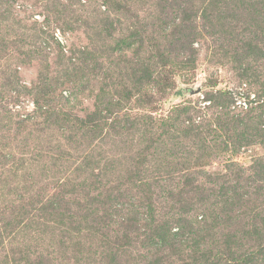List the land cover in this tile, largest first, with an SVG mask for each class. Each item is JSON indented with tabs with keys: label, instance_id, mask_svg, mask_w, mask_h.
<instances>
[{
	"label": "trees",
	"instance_id": "1",
	"mask_svg": "<svg viewBox=\"0 0 264 264\" xmlns=\"http://www.w3.org/2000/svg\"><path fill=\"white\" fill-rule=\"evenodd\" d=\"M145 1L150 3L154 0ZM171 1L174 0H155L156 4H152L155 8L153 12L160 13L151 22H147L146 14L142 17L139 13L134 15L135 18L127 25V31L115 43L119 51L110 54L113 55V60L116 58L117 65H121L122 61L126 62L125 66L116 68L118 70L112 84L115 92L102 94V98H99V94H95L94 90L95 82H98L97 72L93 73L89 67L90 61H95L96 66L97 48L94 44L82 48L71 45L66 51L61 41L54 40L52 49L47 50L41 44L32 45L29 49L31 58L41 65L43 71L38 73L37 82L30 88L35 89L32 96L34 120L31 117L28 119L18 116V122L14 126L11 120H6V128L0 133V144L4 143L6 147L5 151L0 147V187L6 191L3 195H8L11 190L17 192L18 185H29L33 188V193L29 198L17 194V204L12 203V207H6L3 200L0 202V253L3 251L2 242L5 238H9L10 242L9 255L3 254L1 257L0 254V264H53L56 258L52 256V250L41 248L45 241L51 240L48 239L50 236H58V245L61 248H68L70 244V258L73 257L74 263L81 259L83 264H264V198L262 202L251 206L250 197L254 196L259 201L264 195V159H255L249 167L251 177L246 179L244 184H240V180L244 179L245 171L233 172V178L227 173L223 174V180H218L217 183L211 181L207 171L202 170L203 175L210 177L211 193H218L221 197L219 212L212 211L210 207H202L207 203L209 195H218L208 194L202 183L196 182L197 172L196 176L187 174V169L182 168L178 170L186 171H181V174L174 172L175 169L171 168L169 162L174 156L173 153L160 157L161 162L158 160L151 169H144L148 156H154L150 149L159 145L165 135L172 141L181 136L194 139L193 144H203L209 142V136L215 141L219 131L228 132L229 134H224L225 137L218 146L221 151H238L254 143L252 134L244 135V131L238 128L246 119H253L251 115L245 118V114H250L255 108L251 106V100L241 95L235 96V106L231 108L228 92H223V95L227 96L223 98L217 95L218 90L213 95L206 93L203 100H209V104L204 105V108L216 109L210 125L204 123L206 120L201 117L195 119L201 115L200 107L182 106L180 113L187 115L180 120L179 126H182V129L178 133L175 130L177 126L170 124V120L151 121L156 129L150 124L146 126V144L137 151L135 158L127 161V166L117 170L114 163L116 160L112 163L107 161L106 156L105 161L103 160L104 148L101 146L110 145V142H107L110 136L135 129L132 124L135 116L124 112V105L138 101L149 106V92L142 90V96L139 98L135 96V92L160 82V77H163L164 83V77L167 78L166 73L170 70H165L163 76L159 75V70L167 67L170 69V61L174 60L171 62L173 64L195 61L196 48L192 44L198 35L196 19L201 20V23L204 21V25L212 30L209 32L208 28L203 29L210 33L211 37L217 35L214 30L219 32L218 23L221 16L215 9L225 3L223 0H200L203 6H194L195 11L192 7L195 4L186 0L185 3L189 7L176 10L174 17L169 16L171 14L163 9L169 7ZM14 2L15 0H0V7L4 5L5 11L10 12ZM103 2L114 4L116 10L130 13V10L134 9L132 2L135 0ZM59 3V0H49L45 5L48 10L50 8L54 11L55 5ZM249 3V9L254 15L252 18H258L259 22L264 23V0L256 2L260 5L259 11ZM245 4L244 1L238 6L244 7ZM179 6L180 4L178 8ZM251 6L253 7L250 8ZM173 13L175 12H172V15ZM93 23L95 24V18ZM112 24L113 21H110L107 28L101 26L102 30L97 34L101 33L104 40L110 39L113 35L110 28ZM70 27L71 24L67 22L63 33L68 28L71 29ZM234 29L230 27L229 32ZM256 32H259V26L249 32L245 50H249L250 41L257 39ZM260 35L261 31L258 36ZM243 38L239 37L237 41ZM104 46L101 44L103 49ZM142 47L148 54L146 62L139 57ZM252 49L262 53L260 47L250 50ZM218 50L222 51V54L228 53L225 44L219 46ZM12 51L10 45L0 38V62H7L3 68L0 63L2 86L17 90L14 88L18 82V71L14 67L15 57L9 53ZM127 52H131L130 57H127ZM58 68L63 69V74H67L65 78L53 76L62 72L57 70ZM9 70H13V73ZM65 90L67 94L64 93ZM5 91L9 93V90ZM88 97L89 100L93 99V108H89L91 110L86 111L84 115L73 113L79 104H83L84 98ZM95 100L96 103H104V108H95ZM259 107L264 109V101ZM231 110H238L243 114H233ZM4 111L9 109L0 104V112ZM192 112L194 114L189 115ZM43 118L46 123L41 124ZM213 121L218 127L210 128ZM9 126H12V131ZM261 126L254 129V135L264 143V127ZM236 129L239 130L237 133ZM35 131L41 134L54 132L55 144L49 143L50 148L43 152L38 151L37 146H31L28 139ZM6 134L12 135L8 138ZM231 134H235V137L232 138ZM21 135L26 140H20ZM17 137L19 138L16 139ZM1 139L4 142L1 143ZM84 141L88 145L94 144L95 147L90 146L91 150L82 167L71 168L68 158L62 154L50 158V167L44 165L56 143L71 145ZM111 141V145L114 144L115 140ZM175 142L172 145L174 147ZM66 163L68 170H61ZM7 171L18 179H6ZM40 173L43 175L41 181ZM218 177L220 179L219 175ZM50 178L54 179L51 181ZM207 181L208 179L205 180ZM178 184L180 185L177 186ZM244 186L248 187L247 190H243ZM200 201L203 202L202 206ZM163 206L170 211L167 218H163L161 213ZM90 235H93L94 239L99 238L92 239L87 247H78V239ZM140 250L143 251L141 254ZM88 257L92 260L87 261ZM65 259L67 261L68 258Z\"/></svg>",
	"mask_w": 264,
	"mask_h": 264
},
{
	"label": "rangeland",
	"instance_id": "2",
	"mask_svg": "<svg viewBox=\"0 0 264 264\" xmlns=\"http://www.w3.org/2000/svg\"><path fill=\"white\" fill-rule=\"evenodd\" d=\"M46 1L48 2L49 0H15V2L11 4L12 7L10 12L5 11L4 8L6 7L4 5L0 7V38L5 44L10 45L11 50H13L9 53L15 57L14 67L18 71L16 75L18 82L17 84L14 83L16 85L14 89L17 90L7 89L2 86V75L0 74V104H3L5 108L9 109V111H4L5 114L0 112V133L6 128V120H11L13 126L18 122V116L23 118L28 117V119L31 117V119L34 120L35 109L32 104V101L34 100L32 96L35 89L33 88L30 90V88L37 82L38 73H43V71L41 65L38 64L36 60L32 59L29 54V49L32 45L41 44V46L46 47V49L49 50L53 48L54 40L61 41V45L64 46L67 51L71 45L76 48H82L94 44L95 48H97L96 66L95 61L94 63L90 61L89 67L92 68L93 73L97 72L96 77L98 82H95L94 90L95 94H99V98H102V94L115 92V90L112 89V84L116 78V72L118 70L116 68L120 66L123 67L126 63L122 61L121 65L120 63L117 65L116 58L113 60V55H110L111 53L116 54V52L119 51L115 46L117 39L122 37L127 31V25L135 18L134 15L136 16L137 13H139L141 17L146 14V16H148L147 22H149V20L151 22L153 18L160 13V11L159 13L157 11L153 12L155 8L152 7V4H156L155 0L150 1V3H147L145 0H135V2H132L134 9L132 8L130 13L121 11V9L116 10L117 8L114 4L104 3L103 0H59L60 3L55 5L56 8L54 11H51L50 8L48 10L46 7ZM185 1L186 0L171 1L169 7H163V9H166V13L171 14H168L169 16L174 17L176 10L183 9V7H189ZM223 1L225 3L222 5L220 4L218 6L220 7L219 9H215L221 16V19L219 20L220 22L218 23L219 32H215L213 29L214 33L217 34L215 37H211L210 33L203 30L208 28L209 32H212L207 25H204L206 24L204 21L201 23V20L198 18L196 19L198 20L196 28L198 35L192 44L193 47L196 48V54L194 55L195 61L188 64H173L171 62L174 60L170 61L168 65L170 69H167V67L160 68L159 70L160 76L165 74V70H170V72L166 73L167 78L164 77V83L162 81L163 77H160V82L150 84L139 92H135V96L139 98L142 96L140 93L142 90H145V92L148 91L150 95L148 97L149 106H146V104L142 105V103H139L138 101V104L137 102L135 104L132 102L133 105H124L126 106L123 109L124 112H130V116H135V118L132 119V124L135 126V129H131L128 133L113 134L109 137V141H107L110 142V145L101 146L104 148L102 153L103 160L105 159V156L107 161H112V163L116 160L114 163L117 170L123 169L124 165L127 166L128 162L136 157L137 151L146 144V126L150 124L156 129L151 121L161 122L162 120H170L172 121L170 124H175L177 126L175 130L176 133H178V131L182 129V126H179L180 120L187 115L186 113H183L184 115L181 114L179 109L182 106L200 107L201 115L196 116L195 119L198 120L201 117L206 120L204 123L210 125L212 123L211 119L213 112L216 109L211 107V105V108H204V105L209 104V100H203V98L206 93L213 95L217 90L218 94H216L222 98L227 97L223 95V92H228V96H230L232 103L230 104L231 108L235 106L233 101L235 96L241 95L243 98L252 101L251 106H254L255 108L250 114H245V118L251 115L253 119H246V125L244 123L238 128L239 130L242 129L244 131V135L249 133L252 134L254 138L251 139L255 140V142L240 148L238 151H233L232 149L221 151L218 146L221 145L222 139L225 137L224 134L226 133L227 135L229 134L228 132L224 133V131H219V136L215 141L209 136V142L203 144H193L192 142L194 139H186L181 136L172 141L168 140L167 135H165L164 140L159 143V145L150 149L154 156H148L146 159L147 162L144 164V169H151L156 163H158L160 157L165 155L170 156V154L173 153L174 156L171 160L169 159V162H171V168L175 169L174 172H180L181 174V171H186L178 170L180 168L187 169L186 173L189 175H195V172H197L198 175H195L197 177L196 182H201L203 189L206 188L208 194L218 195V193H211L210 191V177L212 179L211 181L219 183L221 179L223 180V174L227 173L233 178V172L239 173L245 171L246 174L244 179L240 180V184H244L246 179L251 177L249 173V167L251 164L254 163L257 158L264 159V143H261L262 141L260 138L254 135V129H258L260 125H262L261 127H264V109L259 107V104L264 101V23L259 22L258 18H252L254 15H252L248 3H252L254 7L251 6L250 8L253 7L257 11L260 10V5L256 4L257 0ZM244 1L246 3L245 6L239 7L238 5ZM191 2L195 4L192 7L203 6L200 0H191ZM178 4H180L179 8ZM158 9H160V7ZM195 10L196 8L194 7V11ZM172 12L175 13L172 15ZM148 13L150 14L147 15ZM94 15L95 17H93ZM94 18L95 24L93 23ZM110 21H113V24L110 27L113 35L110 36V39L104 40L102 39L103 36L101 33L97 34V32L102 30L101 26L102 28H107ZM67 22L71 24V29L66 28L67 30L63 33V28H65ZM258 26L261 35L258 36L259 32H256L257 39L250 41V47H260L262 53H257L260 52L257 51V49L250 50V47L249 50H245L246 46H248L247 38L249 37V32L258 29ZM230 27L235 28V32H229ZM250 34V36H252V33ZM239 37L244 38L241 41H237ZM101 44L102 47L103 44L105 45L104 49L101 47ZM224 44L228 51L226 54H222V51L218 50V47ZM234 51H236V53ZM126 55L127 57H130L131 52H127ZM139 57L145 59L146 62L148 54L145 48H141ZM120 60H122V58ZM182 60L184 62V59ZM0 63L3 68L7 62L6 60H1ZM59 69L60 68L57 70ZM70 70L71 68L69 71ZM12 71L13 70H9V72ZM59 71L62 72L55 73L53 76H56L57 78H65L67 74H63V69H60ZM105 84H108V86L104 87ZM87 87L90 88V86ZM5 90H9V93ZM194 90H198V92L192 93ZM4 92L7 94H2ZM65 92L67 94V90H65L64 93ZM96 107L103 109L104 103H101L100 101L96 103L95 100V108ZM89 108H93V99L90 98L89 100L88 97L84 98L83 104H79L77 108L73 110V113L75 112L79 115H84L86 111L91 110ZM130 108L132 109L130 110ZM231 113L237 115L243 114L238 110H231ZM192 114H194V112L189 115ZM207 119H209V121ZM44 120L45 118H43L40 123H46ZM214 123L215 121H213L210 128L218 127V125ZM9 127L12 131V126ZM239 130L236 129L235 133ZM11 135L12 134H6L5 136L9 138ZM234 137L235 134L232 135V138ZM18 138L19 137L16 139ZM55 138L56 134L54 132H44L41 134L35 131L28 139L31 146L36 145L38 151L43 152V150L45 151L50 148L48 146L49 143L52 145L55 144ZM19 139L26 140L22 135ZM111 140H115L112 145ZM2 142H4L3 139H1V143ZM174 142L176 147L172 146L174 145ZM1 146L5 151L6 147H4V143L0 144V147ZM90 146L95 147L94 144L88 145L86 141L71 145H66L61 142L60 144L56 143L50 151L51 156L44 161V165L50 167V158L62 154L68 158V163L71 165V168L74 166L82 167L84 160L87 159V155L91 150ZM96 149L98 150L99 148L96 147ZM155 158L157 161H154ZM68 167L66 163L61 170H68ZM77 170L81 171L80 168H77ZM202 170L207 171V173L210 174V177L208 178L206 174L203 175L204 173H202ZM218 175L220 176V179ZM5 176H8L6 179L11 181L12 178L14 181L18 179V177L9 174L8 171L5 173ZM42 179L43 175L40 173L39 180L41 181ZM50 179L52 181L54 178ZM206 179H208L207 182H205ZM181 182L182 181H180V183ZM179 185L180 184L177 186ZM247 188V186H244L243 190H247ZM176 189L177 188H175V191ZM16 190L17 192L11 190L8 195H3V193L6 194V191L0 187V202L3 200L6 207H12V203L17 204V194H21L23 198H29V195L33 193L31 192L33 188L29 185H18ZM250 197L252 199V206L260 201L262 202L264 195L259 201H257L258 198L255 199L254 196ZM163 200L166 202L165 199ZM19 201L20 199H18V202ZM206 201L207 203L205 205H203L202 201H200L199 204L201 206L203 205L202 207H210L214 212H219L221 210V204H219L222 202L220 195H209L208 200ZM161 213H163V218H167L170 211L163 206ZM170 221L172 222V220ZM16 237L17 236H15V238ZM97 238L99 237L94 239L93 235L87 236L86 238L82 237L78 239V247H87L92 239L97 240ZM48 239L51 240L45 241L41 248L52 250V256H55L56 258V261H54L53 264H83V260L81 261V259L77 261V263H74L73 257L70 258L72 250L70 249V244L68 248H61L58 245V236L52 238L50 236ZM63 240L67 243L65 238H63ZM8 241L9 238H5L2 242L3 251L0 253L1 257L3 254L9 255L8 245L10 242ZM142 250L139 251L140 254L144 251ZM132 256L136 257L135 255ZM65 258H68L67 261ZM86 260L90 261L92 259L88 257Z\"/></svg>",
	"mask_w": 264,
	"mask_h": 264
},
{
	"label": "water",
	"instance_id": "3",
	"mask_svg": "<svg viewBox=\"0 0 264 264\" xmlns=\"http://www.w3.org/2000/svg\"><path fill=\"white\" fill-rule=\"evenodd\" d=\"M194 92H198V90H194V91H192V93H194Z\"/></svg>",
	"mask_w": 264,
	"mask_h": 264
}]
</instances>
